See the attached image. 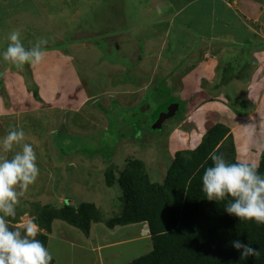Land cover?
Wrapping results in <instances>:
<instances>
[{"label":"rangeland","instance_id":"rangeland-1","mask_svg":"<svg viewBox=\"0 0 264 264\" xmlns=\"http://www.w3.org/2000/svg\"><path fill=\"white\" fill-rule=\"evenodd\" d=\"M165 2V6L152 8L149 7L148 0H0V53L6 50L10 43V32L19 30L26 48L35 47L37 40L46 38L48 44H40V48L48 49V46L60 45L62 51L70 49L74 58L72 63L77 67L80 78H86L88 83L84 90L87 94L98 92L102 81L108 79L111 73L113 75L110 80L113 84L139 78H142L144 83L141 88L127 96L122 95L124 90L129 91L124 86L119 90H114L112 86V89L107 87L105 95L92 99L79 110L61 111L56 107L48 113L42 111L44 109L12 112V106L28 108L32 104L26 98V90L32 93V99L42 102V94L46 90L40 89L33 71V78L31 77L30 63L23 67L11 64L16 66L19 76L13 77L15 81L13 80L12 85L5 82L3 75L8 69L5 67L8 63L0 56V69L4 70L0 72V139L12 130L22 129L25 132L24 140L15 145L11 152H5L0 144V156L9 154L11 158L16 152L22 151L24 143H30L36 152L39 167L36 181L19 197L16 217L7 218L11 229H16L23 222L34 221L32 213L36 207L48 203L60 207L65 202L74 205L93 202L105 218L112 217L121 210L118 196L122 194V188L119 184L109 187L106 183L105 170L110 163L116 165L118 169H115V174L119 176V171L128 167V159H140L151 180L161 183L175 153L192 151L201 142L205 134H202L204 127L199 126L200 123L196 120L199 116L191 114L187 102L181 98L183 93L181 97L178 96L180 90L176 88L177 85L171 81V86L165 90L162 88L159 93L156 92L160 90L159 86L153 85L156 84L155 79L165 77L168 86L170 68L175 66L173 61L170 62L171 65L165 64L163 69H159L152 66L156 59L150 58L148 63L143 65V60L138 56L146 54L147 40H152L154 35H159L167 26L166 23H161V19L166 16L165 7H173V4L166 0ZM187 14L189 12H184L181 18H185ZM259 26L264 33V25L259 24L257 28ZM183 30L180 33L188 36ZM81 33H89L91 38L76 39ZM171 37L175 40L174 33ZM67 40L75 42V46L67 47ZM158 42L161 46L166 44L164 37L158 39ZM245 42L242 41L240 45L250 47L244 44ZM242 46L234 49L225 45L228 51L235 53L240 50L241 54ZM253 50L254 48L251 52ZM237 54L240 55V52ZM172 56H169V59L173 60ZM232 56L230 53L229 67L226 65L222 72L224 80L229 78L233 71L235 73L240 70L238 63L244 62L246 58V55H241L240 58L232 60ZM121 66H124L127 72L114 73V70ZM251 67L248 64L247 69ZM47 72L50 77L48 81L52 80L55 70ZM27 75L31 80L29 83L26 82ZM220 81L222 82V78ZM213 82H210L211 85ZM22 83L25 84L26 90L21 87ZM30 84L38 85L37 96L33 94L35 90H29ZM149 84L152 86L147 88ZM234 85L233 90L222 87L221 93H235L241 99H247L252 110L242 116L229 106L237 116L226 125L232 131L237 159L258 165L264 151V118L255 116L260 103H253L246 98V84L237 81ZM207 87L208 89L206 86L200 89L202 96H208L209 86ZM218 92L214 89L212 95L215 97ZM185 94L188 98L192 92ZM175 102H180L179 111L174 117L167 118L161 129H157L160 114ZM207 124L209 126V122ZM251 127L252 133L249 131ZM153 146L155 151L150 150ZM16 191L19 192L20 188L17 187ZM67 224L69 223L58 218L53 221L52 232L40 230L39 227L38 229L39 232L47 234L50 240L53 232L69 235L65 230ZM147 224L144 222L140 226L149 232L148 243L151 248L153 244ZM144 253L146 249L120 261V264H127Z\"/></svg>","mask_w":264,"mask_h":264},{"label":"crops","instance_id":"crops-1","mask_svg":"<svg viewBox=\"0 0 264 264\" xmlns=\"http://www.w3.org/2000/svg\"><path fill=\"white\" fill-rule=\"evenodd\" d=\"M166 1L173 4V7L171 5L170 7H165L167 9L166 16L161 19V23H166L167 26L159 35H154L152 40H147L146 54L144 56L138 55L143 60V65H146L150 58H154L156 61L152 66L163 69L165 64L171 65L170 62L173 61L175 66L170 68L169 73L171 74H169L168 87L171 86L172 81L175 86L177 85L176 88L180 90L178 96L180 95L181 97L183 93L181 98L187 102L191 109V114L199 116L196 120L199 121L200 125H198L200 127H204V129L202 128L203 134L215 123L222 122L216 121L217 119H226L223 123L229 124L237 116H235L227 101L221 95L220 89H216L219 91L215 93L217 96L214 97L212 95L217 83L221 80L222 72L225 70L224 66L228 64L225 59L227 55L233 53L231 50L228 51L225 45L236 49L242 46L240 45L242 41L252 45L255 44L253 52L250 51L248 53L250 57L249 65L252 66L246 71L247 75L245 77L248 78L236 76L232 79V84L234 88V83L237 81L242 82L244 85L246 84V98L253 103L259 102L262 104H259L258 109L255 111V116L264 118V33L263 31L261 32L262 28L260 26L257 28L259 24L264 25V0ZM148 4L150 5L149 7L160 8L165 6L166 2L165 0H148ZM184 12L185 14L189 12V14L185 18H181ZM184 28L186 30H183ZM182 30L188 36L181 34L180 31ZM173 33L175 40H172L171 37ZM163 37L166 40V44L161 46L158 39L160 40ZM245 37H249V39ZM246 42L244 44H247ZM74 43L73 41H68L67 47L75 46ZM44 48H41L45 53L43 60L39 64H30L33 75L35 74L36 81L39 82L40 89L46 90L42 94L44 102L32 99V93L26 90L23 82L21 87L23 86L26 90H24L26 98L32 104L28 108H14L12 106L10 107L12 112L44 109L42 111L48 113V111L56 107H59L61 111L62 109L63 111L79 110L92 99L105 95L107 87L112 89V86L115 88L114 90H119V88H122L121 86H124L129 91L124 90L122 95L127 96L134 93V90L141 88L144 84L142 78L113 84L110 80L113 75L111 73L108 79L102 81L98 92L87 94L84 90L88 83L86 78H80L77 67L72 63L74 58L71 56V50L62 51L60 49L63 48L58 45L57 47L54 45L48 46V49ZM126 55L128 56V54ZM171 55H173V60L169 59ZM6 63L8 64L5 67L8 69L5 70L3 78L5 82H9L12 85L13 77L18 78L19 75L15 69L16 66L11 65V61H6ZM48 70H55V75L49 81ZM123 72H127L124 66L114 70V73L118 74ZM165 79V77L155 79L156 84L153 85L157 87L159 82L167 84ZM210 82H213V84L211 85ZM150 86L152 84H149L147 88ZM205 86L207 89V86H209L208 96H202L200 93V89ZM188 92H192V94L187 98L185 93ZM49 106L51 108H48ZM202 113H205V115ZM183 122L184 120L181 124ZM208 122L209 126H207ZM200 127L199 129L201 130ZM251 129L252 127L249 131L252 133ZM153 136H156V134H153ZM153 148L154 146L150 150L155 151ZM7 157H10L9 154ZM141 224H144V222L109 228L103 222H93L89 234L84 233L73 225L67 224L68 228L66 227L65 230L69 235L64 236L53 232L50 240L47 241V248L53 256L54 264H120V261L126 260L135 253L145 249L147 253L152 249L153 246L150 248L148 243L149 232L142 228ZM50 232H52V229ZM62 258L66 260H62Z\"/></svg>","mask_w":264,"mask_h":264},{"label":"trees","instance_id":"trees-1","mask_svg":"<svg viewBox=\"0 0 264 264\" xmlns=\"http://www.w3.org/2000/svg\"><path fill=\"white\" fill-rule=\"evenodd\" d=\"M247 45L250 47L242 46V54L240 50L231 53L232 60L246 55L245 61L238 63L240 70L233 71L225 80L222 75V82L219 81L215 89L225 87L233 90L232 79L245 77L250 63L248 52L256 46ZM229 55L225 59L227 62ZM2 70L0 72H4ZM30 72L33 78L32 70ZM25 77L29 83V75ZM158 86L160 90L157 93L162 88L168 89L164 82H159ZM36 88H39L37 84H30L29 90H35L34 96L38 95ZM221 95L237 114L244 116L251 112V104L237 94ZM212 152L223 154L230 162L237 160L232 131L223 122L210 127L194 150L186 153L177 151L161 183L151 180L140 159H128V167L120 170L119 176L115 174V169H118L116 165L110 163L105 170L106 183L109 187L119 184L122 188V194L118 196L121 208L118 214L105 218L93 202L79 205L65 202L60 207L48 203L36 207L32 213L34 222L40 230L50 232L53 221L59 218L86 234H89L92 222H103L109 228L147 222L152 250L127 264H264V224H257L254 220L241 221L225 211L227 200L209 201L202 191V176L205 169L212 165L209 158ZM258 167L259 172L264 174V151ZM37 237L47 246V234L39 232ZM235 239L249 243L258 249L259 254L242 257L231 244ZM51 264H54V259Z\"/></svg>","mask_w":264,"mask_h":264},{"label":"clouds","instance_id":"clouds-1","mask_svg":"<svg viewBox=\"0 0 264 264\" xmlns=\"http://www.w3.org/2000/svg\"><path fill=\"white\" fill-rule=\"evenodd\" d=\"M10 43L0 53L4 61H11L18 67L26 63L39 64L44 58L40 44H48L46 38L37 40L36 46L26 48L19 30L8 35ZM25 138V132L12 130L0 139L5 152H11L15 145ZM212 165L202 176V191L209 201L227 200L225 211L241 221L254 220L264 224V174L259 172L255 162L237 159L228 161L223 154H209ZM37 155L32 144L24 143L22 151L11 158L0 156V264H51L53 256L48 248L36 239L39 229L34 221H26L11 229L9 217H16V205L38 175ZM20 191L17 192L16 188ZM23 233V234H22ZM242 257L256 256L258 249L240 239L231 241Z\"/></svg>","mask_w":264,"mask_h":264},{"label":"water","instance_id":"water-1","mask_svg":"<svg viewBox=\"0 0 264 264\" xmlns=\"http://www.w3.org/2000/svg\"><path fill=\"white\" fill-rule=\"evenodd\" d=\"M90 36H91V34H89V33H81V34H78L76 36V39H84V38H87ZM179 108H180V103L175 102V103L171 104L166 110H164L162 112V114H160V117L158 118L159 120L157 122V129H161L163 127L164 121L167 118L174 117L177 114V112L179 111Z\"/></svg>","mask_w":264,"mask_h":264}]
</instances>
